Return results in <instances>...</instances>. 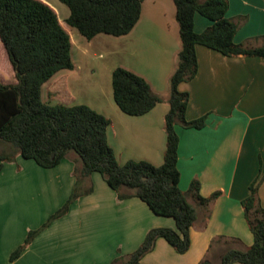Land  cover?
<instances>
[{
    "label": "crops",
    "instance_id": "crops-1",
    "mask_svg": "<svg viewBox=\"0 0 264 264\" xmlns=\"http://www.w3.org/2000/svg\"><path fill=\"white\" fill-rule=\"evenodd\" d=\"M43 1L57 11L61 21L69 17L70 12L60 15L56 0ZM228 1L227 16L239 24L235 41L247 47L262 45L264 0ZM176 12L174 0H144L139 21L126 35L101 33L89 40L77 28H69L74 68L60 70L48 81L45 102H64L52 93L54 87L57 92L61 88L72 103L87 104L111 120L108 141L122 164L147 160L159 166L164 162L170 79L182 47ZM211 24L210 19L196 14L197 32ZM196 51L198 73L182 82L179 89L189 93L187 119L206 116V125L200 129L180 123L175 126L180 139L179 185L188 192L196 179L202 196L216 191L222 194L209 208L208 219V207L189 194L198 213L191 227L190 249L178 253L160 238L143 257L145 264H198L204 258L218 263L223 253L218 254L219 245H211L216 237L234 238L242 248L254 242L242 202L250 195L252 183L264 174V59L226 56L203 45H197ZM117 67L144 77L163 101L144 115L123 112L112 87ZM76 164L74 153L53 168H43L20 154L15 162L3 163L0 264H124L149 230L176 228L174 218L155 214L139 197L120 199L103 176L94 172L80 184L84 193L72 202L68 212L54 219L12 259L31 228L68 201L77 182ZM6 186L8 194H1ZM89 187L93 190L86 193ZM259 197L264 207V180Z\"/></svg>",
    "mask_w": 264,
    "mask_h": 264
},
{
    "label": "trees",
    "instance_id": "trees-1",
    "mask_svg": "<svg viewBox=\"0 0 264 264\" xmlns=\"http://www.w3.org/2000/svg\"><path fill=\"white\" fill-rule=\"evenodd\" d=\"M70 9L61 21L57 11L43 0H0V40L7 52L15 79L0 80V142L12 147L0 151V171L4 162L13 161L18 154L34 160L43 168H53L76 154L77 182L66 205L48 223L65 215L70 205L83 195L80 184L99 172L120 199L139 197L159 216L172 217L176 228L157 227L147 233L141 245L124 264H145L143 257L152 251L156 241L164 238L178 253L191 247V227L198 219L196 207L189 194L208 207L220 197L221 191L209 197L200 194V182L193 180L188 192L180 188L178 168L179 136L177 123L186 128L200 129L206 116L195 120L186 117L189 93L181 91L182 82L192 80L198 73L197 45L221 52L226 56H257L264 59V43L247 47L235 41L239 24L227 16L228 0H174L180 26L182 47L176 69L170 79V108L165 115L167 146L162 165L147 160H128L120 163L108 141L111 120L87 104L70 100L66 90H52L64 102H45L42 87L56 73L73 69L72 38L69 28L91 40L105 33L122 36L130 33L139 21L144 0H60ZM200 13L212 24L203 32L195 29V17ZM114 99L129 115H144L163 101L142 76L124 67L112 74ZM264 174L250 186V195L242 202L245 216L254 235L252 245L228 248L216 263L204 258L198 264H264V207L259 186ZM93 187L85 189L90 193ZM40 230V231H41ZM40 231H30L24 244L13 254L17 258ZM226 236H218L221 242ZM214 239L213 242L216 240ZM218 242V243H219Z\"/></svg>",
    "mask_w": 264,
    "mask_h": 264
},
{
    "label": "rangeland",
    "instance_id": "rangeland-1",
    "mask_svg": "<svg viewBox=\"0 0 264 264\" xmlns=\"http://www.w3.org/2000/svg\"><path fill=\"white\" fill-rule=\"evenodd\" d=\"M56 2H58V9H59V13L61 16H65L66 13H69L70 12V9L69 7L62 3L60 0H56ZM13 78L15 79V75H14V71H13V68L11 66V63L9 61V58H8V55H7V52L0 40V80L4 81V80H8V81H11L13 80ZM48 85H49V82L44 84L43 87H42V99L43 101H46L47 99V95H48ZM12 150V147H10L8 144H5V143H2L0 142V151H5V152H10ZM17 157V156H16ZM16 159V158H15ZM15 159L13 161H9V162H15ZM7 178H8V175H6ZM6 178L3 177L2 180H5ZM4 190L1 191V194H5L7 195L8 194V189H7V186L5 188H3ZM71 197V196H70ZM67 202H65L61 207H59L56 211H54L53 213H51V215L46 219L44 220L42 223H38L37 225H34V227L31 228V231H40L41 228L46 224L48 223V221L50 220V218L56 214V212L58 210H60L64 205H66ZM39 206H42V203L39 204ZM42 215L41 216H44V207H42L40 209ZM56 220V219H55ZM54 221V220H53ZM52 221V222H53ZM52 222L50 224H52ZM49 226V225H48ZM47 226V227H48ZM45 229V228H44ZM42 229V230H44ZM41 230V231H42ZM40 231V232H41ZM217 238V237H216ZM215 238V239H216ZM238 240L234 239V238H228L226 237L225 239H223L221 242H219L218 239H216L214 242H213V248H215L216 246H218L219 248V252L218 254L220 253H224L229 247L230 248H242L240 245H238L237 242ZM219 242V243H218ZM237 242V243H236ZM218 260V263L221 261ZM216 261V260H215ZM214 261V262H215ZM217 263V261H216ZM236 264H242V263H236Z\"/></svg>",
    "mask_w": 264,
    "mask_h": 264
}]
</instances>
